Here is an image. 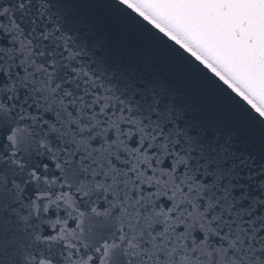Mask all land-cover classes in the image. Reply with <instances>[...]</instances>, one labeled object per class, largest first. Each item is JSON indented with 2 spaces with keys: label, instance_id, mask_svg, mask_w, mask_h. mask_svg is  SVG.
I'll return each mask as SVG.
<instances>
[{
  "label": "snow or ice",
  "instance_id": "6c2138e0",
  "mask_svg": "<svg viewBox=\"0 0 264 264\" xmlns=\"http://www.w3.org/2000/svg\"><path fill=\"white\" fill-rule=\"evenodd\" d=\"M114 3L172 42L226 115L109 67L62 0H0V264H264V139L238 124L264 130L259 46L220 49L208 0Z\"/></svg>",
  "mask_w": 264,
  "mask_h": 264
},
{
  "label": "water",
  "instance_id": "95a60500",
  "mask_svg": "<svg viewBox=\"0 0 264 264\" xmlns=\"http://www.w3.org/2000/svg\"><path fill=\"white\" fill-rule=\"evenodd\" d=\"M62 3L69 26L80 31L90 43H99L97 54L109 67L169 80L185 92L190 103L205 108L206 118L226 115L225 102L214 86L172 51V42L166 46L156 39L155 30L150 34L134 24L138 20H128L114 0H62ZM249 3L258 5L259 21H250L242 14L241 9ZM208 5L218 10L211 24L214 43L220 49L239 58V54L259 46L264 56V0H208ZM238 124L243 135L257 143L264 139L260 127L243 119H238Z\"/></svg>",
  "mask_w": 264,
  "mask_h": 264
}]
</instances>
